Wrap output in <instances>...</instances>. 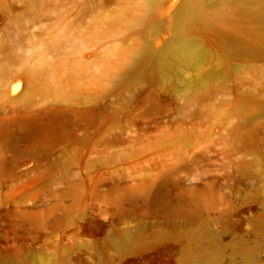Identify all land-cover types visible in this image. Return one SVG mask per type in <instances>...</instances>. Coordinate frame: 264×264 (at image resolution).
I'll list each match as a JSON object with an SVG mask.
<instances>
[{"label": "rangeland", "instance_id": "374dc122", "mask_svg": "<svg viewBox=\"0 0 264 264\" xmlns=\"http://www.w3.org/2000/svg\"><path fill=\"white\" fill-rule=\"evenodd\" d=\"M189 1L0 0V264H264V0Z\"/></svg>", "mask_w": 264, "mask_h": 264}, {"label": "bare ground", "instance_id": "6f19581e", "mask_svg": "<svg viewBox=\"0 0 264 264\" xmlns=\"http://www.w3.org/2000/svg\"><path fill=\"white\" fill-rule=\"evenodd\" d=\"M242 3H246L249 0H239ZM247 5V3H246ZM188 9L190 11V17L188 21H195L198 19H212L216 13H210L206 11L203 7L201 0H190L188 2ZM153 9L152 6L148 3L141 15L136 19L138 23L150 25L153 20ZM182 22L185 21L184 16L182 17ZM155 28H153L154 30ZM184 49H187L190 53H196L197 47L193 43L184 44ZM189 53V54H190ZM155 56V51L152 46L148 43H138L132 52L131 58H128L124 61L119 67L118 70L112 73L110 79L112 81H118L123 77L131 74L137 67L145 63L146 61L152 59Z\"/></svg>", "mask_w": 264, "mask_h": 264}]
</instances>
